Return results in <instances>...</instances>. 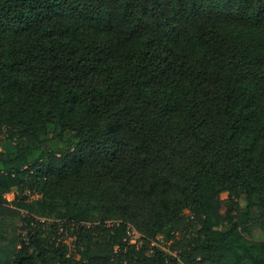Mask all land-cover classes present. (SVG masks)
<instances>
[{
    "label": "trees",
    "instance_id": "16d2710c",
    "mask_svg": "<svg viewBox=\"0 0 264 264\" xmlns=\"http://www.w3.org/2000/svg\"><path fill=\"white\" fill-rule=\"evenodd\" d=\"M3 139L0 264H264V0H0Z\"/></svg>",
    "mask_w": 264,
    "mask_h": 264
},
{
    "label": "rangeland",
    "instance_id": "374dc122",
    "mask_svg": "<svg viewBox=\"0 0 264 264\" xmlns=\"http://www.w3.org/2000/svg\"><path fill=\"white\" fill-rule=\"evenodd\" d=\"M0 150L12 153L14 152V145L13 142L7 139H3ZM25 195H29L28 192L24 193ZM10 199L13 198V192L8 194ZM226 193L222 192L220 194L221 200H226ZM37 195L32 194L28 196V200H35ZM225 207L223 206L221 211L224 212ZM23 215H26V212L23 211ZM36 220L43 221V225L40 228L41 234L45 237L51 245L57 246L60 244H66L70 252H75V232L72 228V225L69 223H65L64 221H60L59 219H42L37 215H34ZM18 231L22 235L28 232V227L26 226L25 222H18ZM247 238L254 240V241H264V229L262 230L260 227H255L250 235H247ZM148 246H152L154 248L160 249L165 253H169L176 256V252L171 251L170 244L171 241L163 238L162 236H158L155 240L147 241ZM78 258L77 255H75ZM180 264V263H179Z\"/></svg>",
    "mask_w": 264,
    "mask_h": 264
},
{
    "label": "built area",
    "instance_id": "2783aa9c",
    "mask_svg": "<svg viewBox=\"0 0 264 264\" xmlns=\"http://www.w3.org/2000/svg\"><path fill=\"white\" fill-rule=\"evenodd\" d=\"M126 242L130 245H134L135 248L146 247V254L152 255L154 252V247L148 246L147 241L144 240L143 235L139 234L132 227H128Z\"/></svg>",
    "mask_w": 264,
    "mask_h": 264
}]
</instances>
